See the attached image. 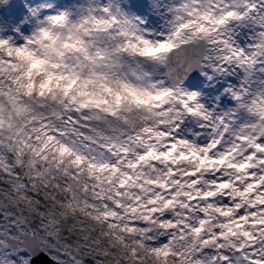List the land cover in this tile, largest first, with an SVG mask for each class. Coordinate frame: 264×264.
Listing matches in <instances>:
<instances>
[{"label": "snow or ice", "instance_id": "6c2138e0", "mask_svg": "<svg viewBox=\"0 0 264 264\" xmlns=\"http://www.w3.org/2000/svg\"><path fill=\"white\" fill-rule=\"evenodd\" d=\"M0 0V264H264V0Z\"/></svg>", "mask_w": 264, "mask_h": 264}]
</instances>
